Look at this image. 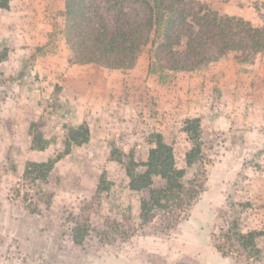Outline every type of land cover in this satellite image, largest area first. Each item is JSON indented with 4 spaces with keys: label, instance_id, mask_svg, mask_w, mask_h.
Listing matches in <instances>:
<instances>
[{
    "label": "rangeland",
    "instance_id": "1",
    "mask_svg": "<svg viewBox=\"0 0 264 264\" xmlns=\"http://www.w3.org/2000/svg\"><path fill=\"white\" fill-rule=\"evenodd\" d=\"M63 1L22 0L13 5L24 11L17 17L0 9V264H264V53L240 62L230 52L220 65L160 77L148 69V44L132 68L85 69L70 101L64 62L53 56L52 68L39 71L40 56L32 58L39 47L16 52L12 33L17 23L34 24L36 39L49 33L41 51L62 55ZM200 1L264 23V1ZM196 118L206 158L201 196L174 229L159 218L142 224L148 191L130 188L126 167L135 161L145 169L158 132L186 167L192 141L184 129ZM84 122L89 141L67 146L70 129ZM38 132L49 140L44 149L32 147ZM59 154L47 182L24 178L29 161ZM86 210L91 231L80 245L76 218ZM233 225L256 232L258 254L217 248Z\"/></svg>",
    "mask_w": 264,
    "mask_h": 264
},
{
    "label": "trees",
    "instance_id": "2",
    "mask_svg": "<svg viewBox=\"0 0 264 264\" xmlns=\"http://www.w3.org/2000/svg\"><path fill=\"white\" fill-rule=\"evenodd\" d=\"M11 1L0 0V9H9ZM61 15L72 51L71 63L132 68L150 44L148 69L163 77L166 71H193L230 52L236 53L240 62H253L264 53V23L255 26L243 17L220 14L200 0H64ZM40 51L38 48L32 58ZM184 131L192 141L185 154L186 167L177 166L173 146L160 132L154 135L155 146L141 164L145 169L139 170L135 161L126 167L130 188L148 191L140 201L142 224L159 218L166 229L176 228L203 192L207 174L200 119L187 122ZM89 139L90 128L84 122L70 129L66 144L82 145ZM48 144L40 132L33 134L34 149H44ZM61 158L59 154L45 161H29L24 178L30 183L47 182ZM106 189L108 186L100 187V191ZM76 223L74 238L82 245L91 231L87 210L79 213ZM233 226L236 231H229L226 242L217 248L224 253L235 250L243 254L240 250H244L249 256L258 254L256 232L243 233L238 225Z\"/></svg>",
    "mask_w": 264,
    "mask_h": 264
},
{
    "label": "crops",
    "instance_id": "3",
    "mask_svg": "<svg viewBox=\"0 0 264 264\" xmlns=\"http://www.w3.org/2000/svg\"><path fill=\"white\" fill-rule=\"evenodd\" d=\"M260 1H264V0H260ZM21 2H22V0H12L11 1L10 10L12 9V12L14 13L15 17L20 16L19 13L22 15L24 13V11L22 9H21V11L17 12L15 9V6H13L14 4H19ZM59 7H60V9L63 10L64 1H63V4L60 5ZM10 10L8 9L9 12H10ZM6 11H7V9H6ZM12 12H10V13H12ZM23 24H24L23 22L17 23L18 27H15V30L12 31V33H14V37H15V42H14L15 44H13V45H14V47H16V52L23 51V50L28 49V48H32L33 46H38L39 48H41L43 45H46V43L49 41L48 40L49 39V33L48 32H43L42 35H39L38 38L36 39V36L34 35L35 25L34 24L30 25V23H27V25H26L27 28L24 29ZM37 29H38V31H40L39 27H37ZM64 35H65V33H64ZM64 43H65V47H64V50H63L64 52L62 55L60 54V51H53V52L51 51V53H50V51H46V52L40 51L38 53V57L40 56L39 58H41L39 60L40 65H38L37 68L41 72H47L48 69L52 68V66H50L49 63H50L51 59H55L53 56H57L58 59L60 60V63H61V61L64 62L63 66L66 68V73H64V76H63L64 91L66 92V97H68L70 101H73L77 98L76 92H79V90L78 91L75 90L74 86L77 87V84L79 82H81L79 80L83 79L84 76L86 75L85 69H87L90 66H94V65L95 66H101V65H98L96 63H88V64L71 63V65L66 64L72 56V51H71V49L67 43L66 36H65ZM24 45H29V47L26 48L27 46H24ZM224 58H225V56L220 58L219 60H216V61H213L210 63L220 65L221 63H224ZM101 67H104V66H101ZM104 68H106V67H104ZM193 72L194 71H179L178 73H193ZM76 80H78V81H76ZM109 83H110V80H109Z\"/></svg>",
    "mask_w": 264,
    "mask_h": 264
}]
</instances>
